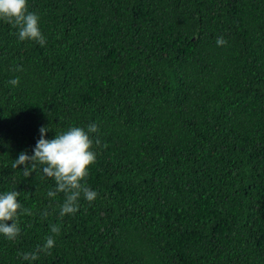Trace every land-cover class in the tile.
<instances>
[{
	"label": "trees",
	"instance_id": "trees-1",
	"mask_svg": "<svg viewBox=\"0 0 264 264\" xmlns=\"http://www.w3.org/2000/svg\"><path fill=\"white\" fill-rule=\"evenodd\" d=\"M27 9L43 42L0 19V191L21 204L0 264H264V0ZM93 121L82 182L97 196L61 216L55 179L13 159L41 125L51 138Z\"/></svg>",
	"mask_w": 264,
	"mask_h": 264
},
{
	"label": "clouds",
	"instance_id": "clouds-1",
	"mask_svg": "<svg viewBox=\"0 0 264 264\" xmlns=\"http://www.w3.org/2000/svg\"><path fill=\"white\" fill-rule=\"evenodd\" d=\"M0 19L8 20L18 25V39H30L38 42L44 41L40 28L39 15L28 11L27 0H0ZM216 43L224 44L223 37H217ZM10 84H17L18 78L13 77ZM97 124L93 121L86 126L69 125L66 130L56 132L51 138H46L48 127L41 125L38 129L39 138L32 147L31 154L21 150L12 166L23 165V174L28 176L39 166L43 175L53 177L56 181L55 191L48 190L52 197L59 191L65 193V199L60 206V215L74 213L78 208V198L83 197L92 201L97 196V191L83 183V178L88 174V166L96 159L93 150V133L97 131ZM19 192L16 189L0 191V233L8 239L15 238L20 232L16 221L17 209L21 208L17 199ZM11 223H7L8 220ZM60 231L58 225L51 226V232ZM54 237L48 235L40 249L49 250L54 245ZM36 253H24L25 259H34Z\"/></svg>",
	"mask_w": 264,
	"mask_h": 264
}]
</instances>
